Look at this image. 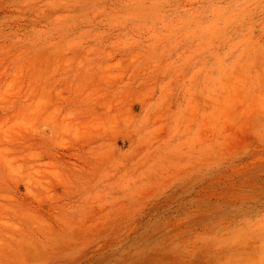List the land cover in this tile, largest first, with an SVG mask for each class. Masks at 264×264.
<instances>
[{"label":"rangeland","instance_id":"374dc122","mask_svg":"<svg viewBox=\"0 0 264 264\" xmlns=\"http://www.w3.org/2000/svg\"><path fill=\"white\" fill-rule=\"evenodd\" d=\"M0 264H264V0H0Z\"/></svg>","mask_w":264,"mask_h":264}]
</instances>
